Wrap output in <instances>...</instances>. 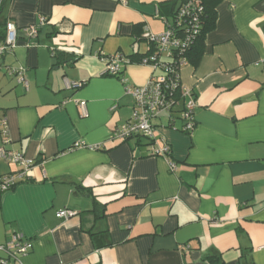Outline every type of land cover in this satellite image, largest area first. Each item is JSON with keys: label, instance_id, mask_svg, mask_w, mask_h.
Masks as SVG:
<instances>
[{"label": "crops", "instance_id": "0c3cea01", "mask_svg": "<svg viewBox=\"0 0 264 264\" xmlns=\"http://www.w3.org/2000/svg\"><path fill=\"white\" fill-rule=\"evenodd\" d=\"M179 2L1 3L0 21L18 33L0 58L5 147L34 165L0 194V244L28 239L23 264H264V0L217 4L199 62L179 71L196 99L194 129H178L182 103L153 122L168 158L146 138L110 137L132 112L125 87L152 73L137 62L149 48L144 31L162 32ZM40 17L28 39L23 28ZM116 53L131 63L105 74L102 55ZM5 66L24 67L27 89ZM65 79L84 84L68 89ZM18 169L0 159V176ZM64 208L75 214L57 217Z\"/></svg>", "mask_w": 264, "mask_h": 264}, {"label": "built area", "instance_id": "2783aa9c", "mask_svg": "<svg viewBox=\"0 0 264 264\" xmlns=\"http://www.w3.org/2000/svg\"><path fill=\"white\" fill-rule=\"evenodd\" d=\"M3 0H0V6ZM205 9L201 0H180L170 22L160 33L144 31L143 37L149 44L148 52L137 60L141 65L151 67L152 73L148 81L139 86H126L125 90L133 98V108L130 117L121 125L115 126L110 131V137L126 140L131 137H143L149 141L151 154L162 158L170 155V145L162 139L161 142L154 135L153 122L162 113H171L180 103L182 107L179 116L182 125L180 131L190 133L195 127L194 109L196 99L192 91L183 86L180 79V68L188 63L187 51L195 44L200 36L204 24ZM45 23V18L40 17L37 24L23 28L28 39L35 38L38 29ZM17 27L12 22L6 23L5 38L0 43V58L11 52L17 45ZM105 65L104 73L120 76L123 68L131 63L128 56L121 53L102 55ZM5 72L13 76L19 84L27 89L24 67L5 66ZM65 87L76 89L81 87L83 81L64 80ZM0 131L2 144L0 159L19 166L15 172L0 176V194L13 188L34 165V160L22 153L7 149L10 142L9 128L5 117L0 118ZM77 145V144H76ZM93 148H98L94 146ZM170 168L175 164L170 162ZM75 214L69 208L56 212L59 218H67ZM32 247L28 239L19 233H13L10 238L0 244V264H23L21 257L27 254ZM74 264V263H71Z\"/></svg>", "mask_w": 264, "mask_h": 264}, {"label": "trees", "instance_id": "16d2710c", "mask_svg": "<svg viewBox=\"0 0 264 264\" xmlns=\"http://www.w3.org/2000/svg\"><path fill=\"white\" fill-rule=\"evenodd\" d=\"M201 1L205 9L203 29L195 44L186 53L188 62L194 65H196L199 62L201 55L203 53V48H204L203 41L205 34L214 28L216 21V11H215L216 6L221 0H201ZM6 23L7 22L0 21V43L3 42L5 38ZM103 208H104L103 205L101 206L100 204L94 202V206L91 212H95L96 216H102L104 214ZM99 210L100 212H98ZM97 212L99 213V215Z\"/></svg>", "mask_w": 264, "mask_h": 264}]
</instances>
